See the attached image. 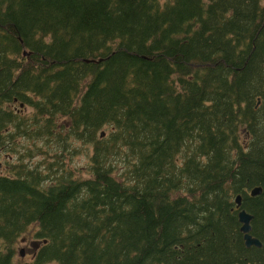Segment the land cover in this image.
Returning <instances> with one entry per match:
<instances>
[{"label":"trees","instance_id":"1","mask_svg":"<svg viewBox=\"0 0 264 264\" xmlns=\"http://www.w3.org/2000/svg\"><path fill=\"white\" fill-rule=\"evenodd\" d=\"M71 133L86 176L14 137ZM2 146L0 264H264V0H0Z\"/></svg>","mask_w":264,"mask_h":264},{"label":"rangeland","instance_id":"2","mask_svg":"<svg viewBox=\"0 0 264 264\" xmlns=\"http://www.w3.org/2000/svg\"><path fill=\"white\" fill-rule=\"evenodd\" d=\"M176 74V73H175ZM19 104V102H18ZM19 107L26 113H33V107L29 104H24ZM24 113H21V116ZM56 122L60 125L62 124V129L64 128V122L69 121V117L66 115L58 116L55 118ZM58 125V126H59ZM14 137H22L23 143L18 146L20 150H23V154L25 156V160L30 162L31 167L36 165V162L41 158L43 155L42 153L36 152L37 150L33 147V144L37 143L39 146L43 147L45 150V154L48 156L45 158L43 162H41L38 166L40 170H46L49 166V161L55 160V153L58 151L60 153V162H64V166H69V168L74 169V172L77 174H82L84 176L90 173V157L89 151L92 150V145L94 141H91V144L83 143L82 139H79L75 134L71 133L68 137L67 141L63 142L62 140L58 139L59 143H64L62 146L59 145L56 140L50 139L46 140L42 135H28V136H20L16 135ZM9 143V139L6 140ZM13 143L9 144V147H12ZM75 148L74 153H72L73 149ZM0 149V173H10L14 174L12 165L17 166L20 165L21 162L18 159V154H10L8 151L9 148L1 147ZM30 153H34L33 156H29ZM108 162L115 167H118L117 174L118 177L124 176L126 180L128 179V173L126 170L128 169V165H130L129 159L123 158L121 154L113 155ZM177 170H179L180 166H176ZM124 169V170H123ZM131 181V180H129ZM241 194V193H240ZM36 225L28 227L26 231L19 237L17 242V253H16V260L19 261H26L30 260L34 257L36 249L39 247L40 242L36 241L33 237L32 231L36 228ZM2 240V239H1ZM23 252V253H20Z\"/></svg>","mask_w":264,"mask_h":264},{"label":"water","instance_id":"3","mask_svg":"<svg viewBox=\"0 0 264 264\" xmlns=\"http://www.w3.org/2000/svg\"><path fill=\"white\" fill-rule=\"evenodd\" d=\"M24 54H29V51L27 49L24 50ZM21 105L24 104V102H20ZM104 134V132H102ZM262 192V186L258 185L256 187H253L251 189L252 194H257ZM237 204L240 205L242 203V194H239L236 197ZM239 214V220L242 222L241 225V230L244 232V238H245V243L250 246V245H258L262 246L263 242L262 240L258 237L252 234V219L254 218V214L247 211L245 208H242L238 212ZM23 253V252H22ZM239 264V263H235Z\"/></svg>","mask_w":264,"mask_h":264},{"label":"bare ground","instance_id":"4","mask_svg":"<svg viewBox=\"0 0 264 264\" xmlns=\"http://www.w3.org/2000/svg\"><path fill=\"white\" fill-rule=\"evenodd\" d=\"M241 222V221H240ZM241 225H242V222H241Z\"/></svg>","mask_w":264,"mask_h":264}]
</instances>
